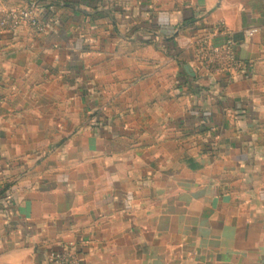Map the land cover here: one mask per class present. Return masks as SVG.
I'll list each match as a JSON object with an SVG mask.
<instances>
[{
	"label": "crops",
	"instance_id": "crops-1",
	"mask_svg": "<svg viewBox=\"0 0 264 264\" xmlns=\"http://www.w3.org/2000/svg\"><path fill=\"white\" fill-rule=\"evenodd\" d=\"M32 4L46 34L0 30V264L69 243L82 264H264V0H0V17ZM219 23L245 68L213 77L193 41Z\"/></svg>",
	"mask_w": 264,
	"mask_h": 264
},
{
	"label": "built area",
	"instance_id": "built-area-1",
	"mask_svg": "<svg viewBox=\"0 0 264 264\" xmlns=\"http://www.w3.org/2000/svg\"><path fill=\"white\" fill-rule=\"evenodd\" d=\"M0 30L18 33L27 30L33 35L46 34L48 25L40 16L33 4L26 7H11L4 10L0 17ZM258 28L245 30L246 38L258 33ZM215 36L223 41L214 42ZM195 60L208 76L228 75L244 70L245 65L237 59V43L233 34L219 23L213 34H198L193 41ZM80 249V248H79ZM78 247L69 243L58 250L50 251L46 256L47 264H82V256Z\"/></svg>",
	"mask_w": 264,
	"mask_h": 264
}]
</instances>
